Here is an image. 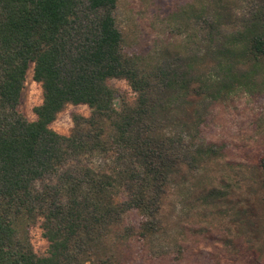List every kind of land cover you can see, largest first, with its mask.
Segmentation results:
<instances>
[{
    "label": "trees",
    "instance_id": "16d2710c",
    "mask_svg": "<svg viewBox=\"0 0 264 264\" xmlns=\"http://www.w3.org/2000/svg\"><path fill=\"white\" fill-rule=\"evenodd\" d=\"M118 1L0 0V264H90L108 244L153 237L169 178L182 164L199 165L204 151L178 149L182 138L163 131L164 118L183 110L190 90L209 101L264 95V0H253L232 29L221 0L181 9L199 24L205 48L182 67L122 52ZM29 70L42 89L33 120L20 110ZM111 79L126 81L133 97ZM69 104L90 112L73 114L61 134L51 124ZM258 166L264 192V151ZM129 211L136 229L124 225ZM36 217L44 254L22 222Z\"/></svg>",
    "mask_w": 264,
    "mask_h": 264
},
{
    "label": "rangeland",
    "instance_id": "374dc122",
    "mask_svg": "<svg viewBox=\"0 0 264 264\" xmlns=\"http://www.w3.org/2000/svg\"><path fill=\"white\" fill-rule=\"evenodd\" d=\"M214 2L119 0L113 16L122 36V52L143 56L148 66L159 63L182 67L187 57H202L205 48L199 40V24L194 19L186 21L179 13L189 3L212 9ZM253 3L221 0L218 6L223 11L224 26L235 27ZM31 73L29 70L20 103L21 112L29 120L35 118L33 107L42 101V89ZM109 82L133 97L126 81ZM185 98L180 107L183 112L171 111L162 129L167 135L181 136L177 148L187 156L195 155L197 148L204 150L200 164H182L169 178L153 237L108 244L91 255L90 264H105V255L111 253L115 258L111 264H264L263 173L258 166L264 151V95L238 92L209 101L190 90ZM89 112L85 105L69 104L51 127L68 134L73 126L72 115L87 116ZM42 184L37 182L36 186ZM212 189L222 194L208 199ZM137 220L134 211L124 215L125 226L136 229ZM40 221L36 217L22 222L24 226L26 223L34 251L44 254L48 242Z\"/></svg>",
    "mask_w": 264,
    "mask_h": 264
}]
</instances>
